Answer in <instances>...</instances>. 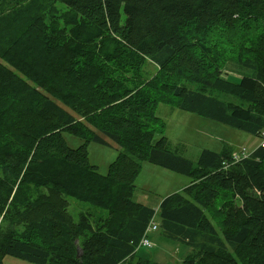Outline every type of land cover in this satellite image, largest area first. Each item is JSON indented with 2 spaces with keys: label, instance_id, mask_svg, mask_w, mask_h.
<instances>
[{
  "label": "trees",
  "instance_id": "1",
  "mask_svg": "<svg viewBox=\"0 0 264 264\" xmlns=\"http://www.w3.org/2000/svg\"><path fill=\"white\" fill-rule=\"evenodd\" d=\"M159 103L258 136L264 0H0V264H166L141 249L154 216L180 264H264V146L192 161ZM100 134L119 146L105 174L87 153ZM140 161L189 182L144 204ZM67 197L96 209L74 219Z\"/></svg>",
  "mask_w": 264,
  "mask_h": 264
},
{
  "label": "rangeland",
  "instance_id": "2",
  "mask_svg": "<svg viewBox=\"0 0 264 264\" xmlns=\"http://www.w3.org/2000/svg\"><path fill=\"white\" fill-rule=\"evenodd\" d=\"M146 67L150 70L151 63ZM240 76L237 70H225L224 77ZM156 114L165 124L167 147L178 155H182L196 161V158L203 148L213 150L221 149L228 145L233 149L232 154L240 155L241 150L247 152L257 146L259 137L243 130L232 128L221 122L184 111L170 105L159 103L156 107ZM106 144L90 142L87 145L88 159L95 165L97 170L105 174L108 164L115 158L119 151L117 143L109 137L100 134ZM66 143L76 148L83 143V140L71 133L65 132ZM245 151V152H246ZM238 157H233L237 161ZM141 171L135 180L134 199L156 208L161 198L165 195L179 191L189 182V177L181 173L151 164L147 161H140ZM69 201L68 211L74 219H77L80 212L93 211L96 208L86 202L67 197ZM158 216L154 221L158 223ZM152 246L149 248L141 246L148 258L166 264H180L183 246L175 241L162 236L160 229L152 230L149 235ZM3 264H34L29 261L6 255Z\"/></svg>",
  "mask_w": 264,
  "mask_h": 264
},
{
  "label": "built area",
  "instance_id": "3",
  "mask_svg": "<svg viewBox=\"0 0 264 264\" xmlns=\"http://www.w3.org/2000/svg\"><path fill=\"white\" fill-rule=\"evenodd\" d=\"M258 137H259L258 145L259 146H264V128L261 129V131L259 132ZM245 151H246L245 149H242L240 155H238V156L232 155V156L233 157H238V160H239L241 157H244V156H246L248 154V152L247 151L245 152ZM156 227H157L156 223L154 222L153 219H151L149 221L147 227L145 228L144 234L141 237V240H140V244L141 245L147 246V247L151 246V242L148 239L147 234L149 232H151L152 230L156 229Z\"/></svg>",
  "mask_w": 264,
  "mask_h": 264
},
{
  "label": "water",
  "instance_id": "4",
  "mask_svg": "<svg viewBox=\"0 0 264 264\" xmlns=\"http://www.w3.org/2000/svg\"><path fill=\"white\" fill-rule=\"evenodd\" d=\"M79 254H80V251L78 250V251H77V256H79Z\"/></svg>",
  "mask_w": 264,
  "mask_h": 264
},
{
  "label": "crops",
  "instance_id": "5",
  "mask_svg": "<svg viewBox=\"0 0 264 264\" xmlns=\"http://www.w3.org/2000/svg\"><path fill=\"white\" fill-rule=\"evenodd\" d=\"M219 150V149H218Z\"/></svg>",
  "mask_w": 264,
  "mask_h": 264
}]
</instances>
